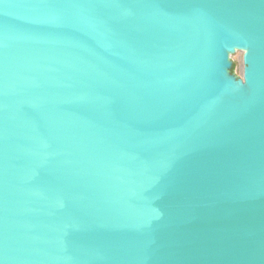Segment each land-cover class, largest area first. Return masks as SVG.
Returning a JSON list of instances; mask_svg holds the SVG:
<instances>
[{
  "label": "water",
  "instance_id": "1",
  "mask_svg": "<svg viewBox=\"0 0 264 264\" xmlns=\"http://www.w3.org/2000/svg\"><path fill=\"white\" fill-rule=\"evenodd\" d=\"M0 264H264V0H0Z\"/></svg>",
  "mask_w": 264,
  "mask_h": 264
},
{
  "label": "rangeland",
  "instance_id": "2",
  "mask_svg": "<svg viewBox=\"0 0 264 264\" xmlns=\"http://www.w3.org/2000/svg\"><path fill=\"white\" fill-rule=\"evenodd\" d=\"M231 60L234 65L235 74L239 75L241 70V53L236 52L234 55L231 56Z\"/></svg>",
  "mask_w": 264,
  "mask_h": 264
}]
</instances>
